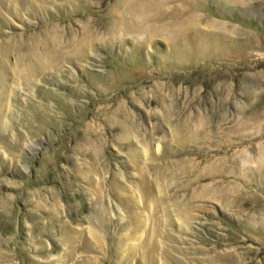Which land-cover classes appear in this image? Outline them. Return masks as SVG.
Returning a JSON list of instances; mask_svg holds the SVG:
<instances>
[{
  "label": "rangeland",
  "instance_id": "obj_1",
  "mask_svg": "<svg viewBox=\"0 0 264 264\" xmlns=\"http://www.w3.org/2000/svg\"><path fill=\"white\" fill-rule=\"evenodd\" d=\"M0 264H264V0H0Z\"/></svg>",
  "mask_w": 264,
  "mask_h": 264
}]
</instances>
